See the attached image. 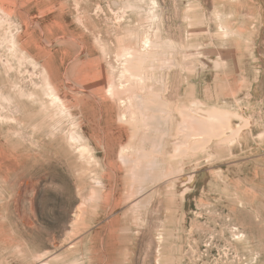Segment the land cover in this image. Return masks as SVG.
Wrapping results in <instances>:
<instances>
[{
	"label": "rangeland",
	"instance_id": "rangeland-1",
	"mask_svg": "<svg viewBox=\"0 0 264 264\" xmlns=\"http://www.w3.org/2000/svg\"><path fill=\"white\" fill-rule=\"evenodd\" d=\"M45 263L264 264V0H0V264Z\"/></svg>",
	"mask_w": 264,
	"mask_h": 264
},
{
	"label": "bare ground",
	"instance_id": "bare-ground-1",
	"mask_svg": "<svg viewBox=\"0 0 264 264\" xmlns=\"http://www.w3.org/2000/svg\"><path fill=\"white\" fill-rule=\"evenodd\" d=\"M222 30H223V28H222ZM226 32V31H225ZM227 33V32H226ZM225 35H227V34H225ZM126 104V103H125ZM123 105H124V103H123ZM127 105V104H126ZM128 106V105H127ZM46 264V263H45Z\"/></svg>",
	"mask_w": 264,
	"mask_h": 264
}]
</instances>
